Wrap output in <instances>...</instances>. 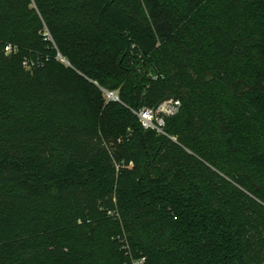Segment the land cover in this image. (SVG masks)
<instances>
[{
    "label": "trees",
    "instance_id": "1",
    "mask_svg": "<svg viewBox=\"0 0 264 264\" xmlns=\"http://www.w3.org/2000/svg\"><path fill=\"white\" fill-rule=\"evenodd\" d=\"M144 256L264 264V0H0V264Z\"/></svg>",
    "mask_w": 264,
    "mask_h": 264
},
{
    "label": "built area",
    "instance_id": "2",
    "mask_svg": "<svg viewBox=\"0 0 264 264\" xmlns=\"http://www.w3.org/2000/svg\"><path fill=\"white\" fill-rule=\"evenodd\" d=\"M47 37H50L48 32H45ZM12 46L6 47V52L10 53ZM63 59V58H62ZM64 60V59H63ZM27 62L25 61V64ZM107 97L113 100H120L118 91H106ZM182 106L179 98L169 97L162 100L154 107H143L135 111L145 128H153L161 133H164V125L166 118L177 114ZM147 258H133L131 264H146Z\"/></svg>",
    "mask_w": 264,
    "mask_h": 264
},
{
    "label": "water",
    "instance_id": "3",
    "mask_svg": "<svg viewBox=\"0 0 264 264\" xmlns=\"http://www.w3.org/2000/svg\"><path fill=\"white\" fill-rule=\"evenodd\" d=\"M65 60V58H63Z\"/></svg>",
    "mask_w": 264,
    "mask_h": 264
}]
</instances>
